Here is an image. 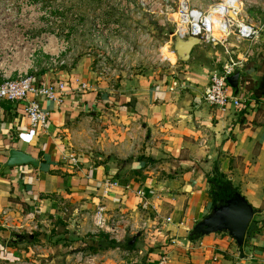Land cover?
I'll return each instance as SVG.
<instances>
[{"label": "crops", "instance_id": "1", "mask_svg": "<svg viewBox=\"0 0 264 264\" xmlns=\"http://www.w3.org/2000/svg\"><path fill=\"white\" fill-rule=\"evenodd\" d=\"M247 48V43L232 44L231 54L241 58ZM253 50L251 62L237 71L243 69L247 78L240 73L233 88L227 82L228 93L249 97L241 109L221 111L204 103L217 60H225L220 46L208 45L194 47L189 60L177 64L176 76L122 74L114 93L109 84L92 81L93 59L84 54L71 69L52 75L66 79L67 95L59 105L39 101L49 114L46 130L29 131L24 103L1 102L0 212L13 209L17 221L37 210L57 231L21 242L0 227V256L7 249V259L31 261L30 246L41 244L52 264H71L72 250L84 244L92 254L116 247L131 252L126 264H155L164 253L170 264H259L264 258V95L256 98L252 91L264 47ZM82 82L91 88L77 92ZM12 149L29 154L38 166L5 168ZM216 170L255 210L240 248L226 233L190 239L193 226L214 205L209 180ZM105 179L119 186L103 195ZM126 185L142 189L146 201ZM97 205L106 217L125 216L119 241L107 235L84 238Z\"/></svg>", "mask_w": 264, "mask_h": 264}, {"label": "built area", "instance_id": "2", "mask_svg": "<svg viewBox=\"0 0 264 264\" xmlns=\"http://www.w3.org/2000/svg\"><path fill=\"white\" fill-rule=\"evenodd\" d=\"M80 7L85 8L83 16L77 10ZM252 9L264 14V0H0V103H24L23 115L29 131L46 130L49 114L39 101L59 105L67 95L66 79L55 80L52 75L75 64L71 40L76 36L87 39L80 52L92 56V81L109 84L112 93L122 74L131 78L141 61L146 65L171 64L163 50L174 56L175 53L169 45L160 48L156 44L153 32L145 26L150 21L162 28L170 27L172 35L184 40L192 37L198 39V45L220 46L225 60H217L219 68L211 73L202 99L221 111L229 107L241 109L249 97L228 93L227 82L254 55L251 47L264 32V18H251L248 11ZM81 18L88 23L85 28L76 26ZM242 43H247L248 48L241 58L233 57L232 44ZM90 88L82 82L76 91ZM91 133L94 135L95 131ZM70 160L76 166L75 156H70ZM118 186L117 181L105 179L103 195ZM124 189L146 201L142 189L130 185ZM61 208L63 215H67L68 208L64 205ZM13 213L10 208L1 210L0 227L14 235L57 231L37 210L17 221ZM105 213L102 205L95 206L89 224L85 225L84 238L107 235L110 240H120L125 231V216L106 217ZM82 247L72 250L71 264H106L110 256L114 258L113 264L120 261L119 264H126L133 256L119 247L102 255L86 252L84 244ZM30 251L31 261L9 260L8 250L3 249L0 264H52L47 246L33 244ZM155 264H170L167 254H162ZM259 264H264V258Z\"/></svg>", "mask_w": 264, "mask_h": 264}, {"label": "water", "instance_id": "3", "mask_svg": "<svg viewBox=\"0 0 264 264\" xmlns=\"http://www.w3.org/2000/svg\"><path fill=\"white\" fill-rule=\"evenodd\" d=\"M172 48L176 59L181 62H187L190 53L194 47L199 44L198 39L189 37L186 40L179 36H174ZM238 72L228 79L229 85L236 87L238 81ZM38 166V161L29 154L20 150L12 149L8 153L4 167L22 166V165ZM255 210L238 192L230 195L223 204L216 202L209 213L198 221L192 228L191 233L195 237L200 238L215 233H226L232 238L235 244L240 248L243 245L245 233L253 218ZM15 240L27 241L32 240V235H15Z\"/></svg>", "mask_w": 264, "mask_h": 264}, {"label": "rangeland", "instance_id": "4", "mask_svg": "<svg viewBox=\"0 0 264 264\" xmlns=\"http://www.w3.org/2000/svg\"><path fill=\"white\" fill-rule=\"evenodd\" d=\"M77 10L80 12V14H82V16L84 15V11H85L84 7H80ZM248 15L251 16V18H254V20H256V18L259 20H263V18H264V14L261 12V10H257V9H252V10L248 11ZM82 20H83V18H81L80 21H77V24H76L77 27H79V26L84 27L85 25H88L87 21L84 22ZM145 26L147 28L151 29V31L153 32L154 37H155L154 41L156 42V44L159 45L160 48H164L165 45H169V46H171V49L173 50L171 41H172L174 35H172L173 32H172L170 27L162 28L159 25H157L156 23L150 22V21L145 23ZM262 35L263 36H261V38L258 40V43L256 45L252 46L253 49L255 48L256 50H258L260 48V46L264 47V32L262 33ZM86 41H87L86 38H84V37L81 38L78 36H76L75 38H73L71 40L72 45H73L72 48L74 49V52H75V55H74L75 57L73 56L74 62H76L81 56H84V54H82L80 52V48L83 47V45L86 43ZM64 42H66V40H64ZM71 42L69 41V43H71ZM166 51H168V50L166 49ZM172 59L173 60H170L172 62L171 64L163 63V64H158V65L157 64L146 65V64H144V62L141 61L139 70H136L135 73H138V74L155 73L160 78H163L164 76H167V77L176 76V75L181 73L179 67L177 68V64L180 63V61L176 59V56H175V59L174 58H172ZM252 59L253 58L250 57L245 62L246 63L251 62ZM172 73H174V74H172ZM240 73H241V76L247 78V73H245L243 71V69L240 71ZM62 239H63V236H62ZM57 240H60V239H57ZM56 242H58V241H56ZM61 251H63V250H61ZM57 252L61 254V252H59V251H57ZM90 253H92V252H90Z\"/></svg>", "mask_w": 264, "mask_h": 264}, {"label": "trees", "instance_id": "5", "mask_svg": "<svg viewBox=\"0 0 264 264\" xmlns=\"http://www.w3.org/2000/svg\"><path fill=\"white\" fill-rule=\"evenodd\" d=\"M257 87L252 91L253 95L256 98H259L260 95H264V60L259 67L258 75H257ZM215 177L210 178L212 190L211 195L213 198L214 204L216 202H220L223 204L225 200L232 195L233 193L237 192L230 183L222 178V175L215 171ZM190 239H194V234L190 235Z\"/></svg>", "mask_w": 264, "mask_h": 264}, {"label": "bare ground", "instance_id": "6", "mask_svg": "<svg viewBox=\"0 0 264 264\" xmlns=\"http://www.w3.org/2000/svg\"><path fill=\"white\" fill-rule=\"evenodd\" d=\"M163 53H164L166 56H168L169 58H171L170 60H173L172 58L175 59V56L172 55V54H168V52H167L166 50H163Z\"/></svg>", "mask_w": 264, "mask_h": 264}]
</instances>
